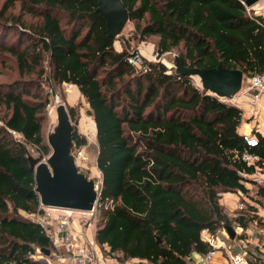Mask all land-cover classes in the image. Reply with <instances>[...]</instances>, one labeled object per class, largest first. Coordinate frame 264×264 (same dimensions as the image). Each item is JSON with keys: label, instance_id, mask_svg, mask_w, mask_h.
Segmentation results:
<instances>
[{"label": "trees", "instance_id": "16d2710c", "mask_svg": "<svg viewBox=\"0 0 264 264\" xmlns=\"http://www.w3.org/2000/svg\"><path fill=\"white\" fill-rule=\"evenodd\" d=\"M121 1L140 39L156 40L159 58L177 51L187 67L223 65L241 70L244 81L264 73V17L241 0ZM116 40L99 0L1 5L0 76L17 78L0 81V264H28L41 249L54 250L46 230L27 217L45 213L27 147L51 154L46 84L77 87L93 113L102 174L95 240L119 261L188 264L213 249L204 230L246 229L253 221L244 199L231 217L224 194L250 196L252 183L263 207L264 184L251 178L264 169V137L254 132L258 146L247 144L243 110L162 62L144 59L139 69ZM69 115L77 119L76 107ZM87 146L74 126L72 149Z\"/></svg>", "mask_w": 264, "mask_h": 264}, {"label": "water", "instance_id": "95a60500", "mask_svg": "<svg viewBox=\"0 0 264 264\" xmlns=\"http://www.w3.org/2000/svg\"><path fill=\"white\" fill-rule=\"evenodd\" d=\"M252 9L262 0H241ZM99 11L107 22L108 36L116 40L130 21L129 13L121 0H99ZM176 72L182 76L198 77L202 87L210 93L227 99H234L242 90L244 73L220 65L218 68L199 69L185 66L180 56L175 57ZM57 124L48 135L51 154L47 161L28 155L31 169L35 173L36 192L40 203L46 209L71 210L93 213L100 197L96 181L82 173L72 154L74 124L65 105L56 110ZM93 114V113H92ZM233 239L236 234L232 227L225 228ZM158 243H162L157 237ZM46 257L50 250L41 249Z\"/></svg>", "mask_w": 264, "mask_h": 264}, {"label": "rangeland", "instance_id": "374dc122", "mask_svg": "<svg viewBox=\"0 0 264 264\" xmlns=\"http://www.w3.org/2000/svg\"><path fill=\"white\" fill-rule=\"evenodd\" d=\"M5 0H0V8ZM256 14H264V0L251 9ZM14 13H18L19 7L17 6L14 10ZM115 48L118 51L126 49L130 53V58L139 54L143 60L150 62H162L167 67L175 68V57L179 56L177 51L163 55L161 58L158 57L156 52V40L153 38H147L144 41L140 39V35L135 30V23L129 22L116 40ZM134 64V63H133ZM17 78V75L13 72H5L0 76V81H12ZM245 80V79H244ZM194 83L202 88L201 80L198 77H193ZM246 81H244L245 85ZM46 93L50 95V104L47 108V121H46V140L48 141V135L51 133L52 128L57 124V113L56 110L59 105H65L68 112L70 107H76L78 117L72 123L77 127V131L85 136L88 140V146L82 149L73 148L72 154L76 155V161L79 169L82 173L86 174L90 179L96 181L98 187L102 184V174L97 167V157L99 152L98 142L96 139V127L93 119L92 111L89 109L86 101L81 96L77 87L72 85H55L54 89H51L47 84L45 86ZM227 102L232 103V101ZM17 137V136H16ZM28 155L40 158L43 161L48 160V156H43L38 150L34 147L28 146ZM82 154V155H80ZM249 189L253 190L256 194V188L254 184L250 183L247 185ZM245 203H248L245 201ZM45 213H52L55 216L58 215H68L62 210H53V209H44ZM72 222L81 223L83 226L88 223L95 226V215L83 217L79 211H75L71 214ZM74 220V221H73Z\"/></svg>", "mask_w": 264, "mask_h": 264}, {"label": "crops", "instance_id": "0c3cea01", "mask_svg": "<svg viewBox=\"0 0 264 264\" xmlns=\"http://www.w3.org/2000/svg\"><path fill=\"white\" fill-rule=\"evenodd\" d=\"M252 97L249 94L239 93L232 103L243 110V122L240 126V133L244 136L252 135L254 132L264 137V94L261 95L256 106L251 105ZM249 189V187H248ZM250 196L241 193H227L222 197V204L225 206L231 217H236V213L240 210V205L244 199L255 211L252 213L253 221L246 229L235 225L233 230L236 234L235 238H231L227 231L220 230L215 235L219 239V244H225L230 247L227 249H219L214 257L212 264H229V252L231 254L246 253L250 262H258L264 264V211L260 203L256 202L255 192L249 189ZM248 196V197H247ZM245 205V204H244ZM55 216V215H54ZM66 232H73L81 243L87 244L96 254L98 264H151L145 260L133 259L125 262L119 261L118 255L108 254V247H100L95 240L96 227L88 223L83 226L81 223L74 222ZM55 251H51L50 259H54ZM42 254L40 251L34 256V259ZM201 256L194 254L188 264H200Z\"/></svg>", "mask_w": 264, "mask_h": 264}, {"label": "built area", "instance_id": "2783aa9c", "mask_svg": "<svg viewBox=\"0 0 264 264\" xmlns=\"http://www.w3.org/2000/svg\"><path fill=\"white\" fill-rule=\"evenodd\" d=\"M249 9V8H248ZM251 10V9H249ZM259 14V13H258ZM263 15L264 14H259ZM133 65L137 66L139 69L143 68L144 60L139 54L133 55L129 60ZM240 93L249 94L252 97L251 105L256 106L259 102L261 95L264 94V73L254 75L248 79ZM247 144L250 147L258 146V139L256 136H246ZM82 155V154H80ZM245 159L249 162L256 161L258 158L252 155H245ZM258 185L264 184V169L260 170L257 174L253 175L251 178ZM41 208L44 210L46 208ZM264 211V204H263ZM240 210L244 209V204L240 205ZM58 210V209H53ZM68 215H58L54 216L52 213H44L43 215H28V218L33 219L35 222L39 223L50 236L51 241L54 246V259L46 257L44 255L38 256L33 262L28 264H98L96 254L92 249L85 243H81L73 234V232H66V228L72 225L71 214L75 211L62 210ZM96 211V208H95ZM93 213H81L83 217L94 216ZM74 221V220H73ZM202 238L205 242L213 248L207 255L200 258V264H212L214 257L219 249H227L231 251L230 247H226L225 244H219V239L209 230H204L202 233ZM229 264H252L247 257L246 253L231 254L229 252Z\"/></svg>", "mask_w": 264, "mask_h": 264}]
</instances>
